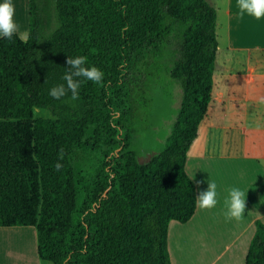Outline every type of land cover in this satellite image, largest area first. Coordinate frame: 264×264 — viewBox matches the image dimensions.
Listing matches in <instances>:
<instances>
[{"label":"trees","instance_id":"16d2710c","mask_svg":"<svg viewBox=\"0 0 264 264\" xmlns=\"http://www.w3.org/2000/svg\"><path fill=\"white\" fill-rule=\"evenodd\" d=\"M27 4V43L0 38V226H35L38 255L53 264H171L169 222L196 209L186 160L212 100L217 8L208 0ZM44 6L57 22L47 35ZM78 55L103 82H84L75 101L52 98L67 56ZM160 70L178 81L181 98L165 144L141 162L136 136ZM35 107L54 116L34 117ZM244 264H264L263 221Z\"/></svg>","mask_w":264,"mask_h":264},{"label":"crops","instance_id":"0c3cea01","mask_svg":"<svg viewBox=\"0 0 264 264\" xmlns=\"http://www.w3.org/2000/svg\"><path fill=\"white\" fill-rule=\"evenodd\" d=\"M208 1L217 8V29L221 28L223 34L224 48L220 50L224 62L223 69H219L217 63L221 75L218 81H215L217 67L214 70L212 100L187 152L186 170L195 183L197 195L207 189L209 179L217 183L218 203L210 210L196 207L192 217L180 222L182 226H179L190 225L192 241L213 242L195 245L203 252L197 253V262L201 256L213 255L218 258L244 254L246 258L256 220H259L251 210L257 204L264 206V104L258 102L264 97V18L258 21L245 15L241 19L236 0ZM228 145L236 146L233 148L236 151ZM227 160L228 163H222ZM231 160L235 162L233 165H229ZM218 161L219 165L212 163ZM253 167H256L254 171ZM218 169L223 178L215 176L214 171ZM248 178L257 185L255 188H248ZM233 187L246 194L245 214L239 221L225 217L224 200ZM249 190H254V198L249 195ZM172 221L175 220L169 222L168 235L171 225L178 227ZM28 230V226H0V264H20L13 257L16 252H20L22 260L26 252L32 263L41 264L37 242L33 243L35 252L33 249L30 255V249L25 247V237L18 235ZM6 250L12 253H6ZM170 259L174 264L171 255Z\"/></svg>","mask_w":264,"mask_h":264},{"label":"rangeland","instance_id":"374dc122","mask_svg":"<svg viewBox=\"0 0 264 264\" xmlns=\"http://www.w3.org/2000/svg\"><path fill=\"white\" fill-rule=\"evenodd\" d=\"M13 3L15 5V19L17 23L19 24L20 28L19 31L21 34L27 33L28 26L25 28V23L27 21L28 25V4L27 0H13ZM46 6L43 7L44 12V21L45 26L43 28V34L47 35L50 32H52L56 26L57 22L55 18L54 9L53 12H51L50 9L46 10ZM48 8V7H47ZM217 36L220 46L217 50L216 55V63H219V69L222 68V64L224 62V59L222 57V51L223 46V34L221 31V28L217 29ZM221 49V50H220ZM217 67V70H218ZM223 69V68H222ZM223 72V70H222ZM220 71L218 70L216 72V80L218 81L220 79ZM157 89H155V92H148L147 96L149 97V100L147 102V105L145 106L144 114L142 115V118L139 122V134L136 136L137 139V146L140 148L138 153V159L139 161H146L154 150H159L163 147L166 141V137L168 133L170 132L171 125L174 121L176 109L179 105V101L181 98V88L178 83V81L172 79L169 74L165 73L164 70H160L159 76L157 78V81L155 83ZM151 99V100H150ZM54 116V113L52 110L47 108H41V107H35L34 108V117H52ZM228 148L236 151V146H227ZM230 162V161H229ZM215 165H219L218 162H212ZM222 163H228L227 161H224ZM235 162L231 160L229 165H233ZM253 164V163H251ZM256 167L252 168V171H254ZM215 176L217 178H223V173L221 170H215ZM250 175L252 173H249ZM253 181L251 178H248L247 185L248 188H255L257 185L250 182ZM221 182V181H220ZM249 195L254 198L255 192L254 190H249ZM258 206H254L253 210L251 212L253 215H255L260 221L264 222V206H261V204H257ZM173 224H178L177 228H175L174 225H171L169 228V235H168V245L170 250V255L172 257V261L174 264H211L212 261H215L214 264H244L245 263V256L237 255V256H222V257H216V256H201L199 257V261H196L197 253H203L200 249L196 248L195 245H202V244H211L213 242L211 241H192V235H191V228L189 226H184L179 228V226H182L180 222L178 221H172ZM28 231H23L18 234L19 236L25 237V247L30 249V255L33 253V249L35 252V247H33V243L36 244V227L35 226H28ZM22 236V237H23ZM216 243V242H214ZM233 243V242H231ZM239 243V241L237 242ZM3 247L5 248L6 245L4 244ZM26 251V249H25ZM4 255V251H2ZM210 251L209 253H211ZM6 253H12L6 250ZM17 253V254H16ZM13 256L16 258L18 263L22 264H34L32 263L31 258L26 254L21 259L19 253L16 252ZM19 255V256H18ZM7 256V255H6ZM41 264H53L49 261H43L40 259Z\"/></svg>","mask_w":264,"mask_h":264},{"label":"clouds","instance_id":"9594fccd","mask_svg":"<svg viewBox=\"0 0 264 264\" xmlns=\"http://www.w3.org/2000/svg\"><path fill=\"white\" fill-rule=\"evenodd\" d=\"M239 17L242 19L245 15L254 17L256 20L264 18V0H236ZM19 24L15 19V5L13 0H2L0 2V38L11 40L14 36L27 43L30 38L29 33L21 34ZM42 53H37L36 58L39 59ZM67 70L62 76L64 83L54 85L49 89L48 95L54 99H61L70 93V99L75 101L79 98V90L86 81L94 84L103 82L104 73L96 66H88L87 57L67 56L65 61ZM258 102L264 104V97H260ZM62 167L57 163L56 170ZM197 183H200L199 181ZM217 183L214 180H208L206 190L200 191L195 198L196 207L201 210H210L216 207L218 203ZM246 194L239 188L233 187L228 190L224 204L226 207L225 217L227 220L235 219L239 221L245 214Z\"/></svg>","mask_w":264,"mask_h":264}]
</instances>
